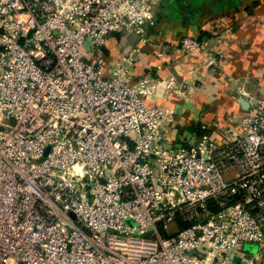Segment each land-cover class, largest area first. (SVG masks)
Here are the masks:
<instances>
[{
    "label": "built area",
    "instance_id": "2783aa9c",
    "mask_svg": "<svg viewBox=\"0 0 264 264\" xmlns=\"http://www.w3.org/2000/svg\"><path fill=\"white\" fill-rule=\"evenodd\" d=\"M163 2L0 0V264H264V92L236 139L166 142L162 82L132 83L134 52L103 73Z\"/></svg>",
    "mask_w": 264,
    "mask_h": 264
},
{
    "label": "crops",
    "instance_id": "0c3cea01",
    "mask_svg": "<svg viewBox=\"0 0 264 264\" xmlns=\"http://www.w3.org/2000/svg\"><path fill=\"white\" fill-rule=\"evenodd\" d=\"M155 16L146 41L131 32L108 37L104 75L134 52L132 83L149 74L162 82L144 103L172 112L166 142L201 126L217 143L239 137L237 121L264 92V0H164ZM185 36L205 45L186 54L177 46ZM171 81L176 90L164 88Z\"/></svg>",
    "mask_w": 264,
    "mask_h": 264
},
{
    "label": "rangeland",
    "instance_id": "374dc122",
    "mask_svg": "<svg viewBox=\"0 0 264 264\" xmlns=\"http://www.w3.org/2000/svg\"><path fill=\"white\" fill-rule=\"evenodd\" d=\"M256 249L254 248V251H255Z\"/></svg>",
    "mask_w": 264,
    "mask_h": 264
},
{
    "label": "trees",
    "instance_id": "16d2710c",
    "mask_svg": "<svg viewBox=\"0 0 264 264\" xmlns=\"http://www.w3.org/2000/svg\"><path fill=\"white\" fill-rule=\"evenodd\" d=\"M183 228V227H182Z\"/></svg>",
    "mask_w": 264,
    "mask_h": 264
}]
</instances>
